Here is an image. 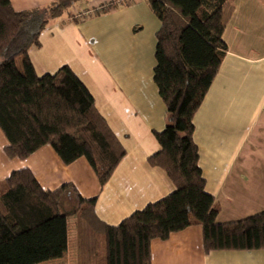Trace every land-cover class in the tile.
I'll return each instance as SVG.
<instances>
[{"label":"trees","instance_id":"obj_1","mask_svg":"<svg viewBox=\"0 0 264 264\" xmlns=\"http://www.w3.org/2000/svg\"><path fill=\"white\" fill-rule=\"evenodd\" d=\"M88 1L56 0L17 12L9 0H0V130L7 158L25 160L50 146L64 165L86 159L103 187L124 148L70 68L38 77L27 55L51 21L71 18L74 5ZM146 1L159 22L153 82L166 111L164 129L153 133L160 149L147 162L165 173L174 191L108 226L94 212L96 197L83 199L70 183L44 190L28 169L13 171L0 182V264L60 259L67 249V219L74 215L102 237L103 251L93 264H151L153 240L166 241L195 225L202 230L206 255L264 250V212L237 222L216 221L218 208L205 190L193 140L194 116L227 50L225 0ZM70 195L74 203L68 209Z\"/></svg>","mask_w":264,"mask_h":264},{"label":"crops","instance_id":"obj_2","mask_svg":"<svg viewBox=\"0 0 264 264\" xmlns=\"http://www.w3.org/2000/svg\"><path fill=\"white\" fill-rule=\"evenodd\" d=\"M9 1L21 12L56 0ZM100 1L77 3L71 12ZM222 17L227 50L194 116L193 140L205 190L218 208L216 221L231 223L264 212V0H225ZM158 27L146 0H128L84 21L65 16L51 21L39 46L27 54L36 75L70 68L126 154L100 187L86 159L64 165L50 146L25 160L7 158L8 143L0 130V182L13 171L28 169L44 190L70 183L83 199L96 197L94 212L108 226L171 194L172 182L147 162L160 149L153 133L166 125L153 82ZM66 202L74 203L73 196ZM67 223V249L58 260L68 256L65 264H93L103 251L101 235L76 215ZM92 246L88 256L84 251ZM150 257L151 264H264V250L204 254L202 230L196 225L166 241L153 240Z\"/></svg>","mask_w":264,"mask_h":264},{"label":"built area","instance_id":"obj_3","mask_svg":"<svg viewBox=\"0 0 264 264\" xmlns=\"http://www.w3.org/2000/svg\"><path fill=\"white\" fill-rule=\"evenodd\" d=\"M128 2V0H102L95 6L88 9H81L75 13H72L70 20L72 21H84L89 18L103 14L104 12H110L114 6H121Z\"/></svg>","mask_w":264,"mask_h":264},{"label":"rangeland","instance_id":"obj_4","mask_svg":"<svg viewBox=\"0 0 264 264\" xmlns=\"http://www.w3.org/2000/svg\"><path fill=\"white\" fill-rule=\"evenodd\" d=\"M21 61H22L21 58L16 59V66H17V69L20 70V71H21ZM65 204L67 206L66 208H68V209L73 205L72 202H70V203L66 202ZM93 250H94V246H92V248H90L89 250L84 251V253H88V256H91L93 254ZM90 258H92V257H89V259ZM68 259H70V257H68V256L65 257L64 256L62 261L56 259V260L45 261V262H42L40 264H65V263H67Z\"/></svg>","mask_w":264,"mask_h":264}]
</instances>
